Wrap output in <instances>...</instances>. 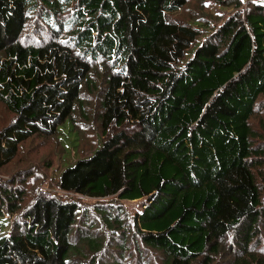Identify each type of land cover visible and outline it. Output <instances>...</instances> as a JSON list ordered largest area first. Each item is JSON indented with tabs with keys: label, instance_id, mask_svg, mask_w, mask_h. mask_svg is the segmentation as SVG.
<instances>
[{
	"label": "trees",
	"instance_id": "16d2710c",
	"mask_svg": "<svg viewBox=\"0 0 264 264\" xmlns=\"http://www.w3.org/2000/svg\"><path fill=\"white\" fill-rule=\"evenodd\" d=\"M216 1L209 28L174 18L189 0H0V168L69 119L78 150L79 109L101 106L100 146L59 187L117 197L89 213L41 191L20 212L2 181L0 264H264V2Z\"/></svg>",
	"mask_w": 264,
	"mask_h": 264
},
{
	"label": "rangeland",
	"instance_id": "374dc122",
	"mask_svg": "<svg viewBox=\"0 0 264 264\" xmlns=\"http://www.w3.org/2000/svg\"><path fill=\"white\" fill-rule=\"evenodd\" d=\"M189 5L174 14V18L180 21H186L190 18L197 19L194 23L201 26L213 27L220 20L230 13V8H223L217 4L216 0H189ZM198 46V45H197ZM96 93V92H95ZM87 92L84 96H88L91 102L96 95ZM101 113L102 107L98 106L95 110V116L87 119L85 109H79L80 129L84 138H82L81 146L77 150L79 141V132L74 129L70 119L61 125L59 133L56 137L44 138L33 137L25 142L19 155L9 164L0 168V183L2 181L14 183L20 181L23 185L24 201L23 208L32 204L41 191L58 195L63 199H77L89 211L102 203L115 201L116 196L106 198L88 197L73 192L60 189L59 176L64 167L73 165L79 158L90 155L94 148L101 144ZM9 117V113L4 111L0 106V118ZM255 122L259 125V118H255ZM1 125V123H0ZM60 141V145L58 143ZM61 147H64L62 150ZM20 188V187H19ZM146 198L136 200H122L120 203L125 207L130 215L141 213L144 208ZM117 202V201H115ZM15 214L8 212L0 215V237L10 233V226L14 220ZM225 258L214 261L212 264H228L234 259V253L224 251Z\"/></svg>",
	"mask_w": 264,
	"mask_h": 264
},
{
	"label": "built area",
	"instance_id": "2783aa9c",
	"mask_svg": "<svg viewBox=\"0 0 264 264\" xmlns=\"http://www.w3.org/2000/svg\"><path fill=\"white\" fill-rule=\"evenodd\" d=\"M254 1L264 2V0H254Z\"/></svg>",
	"mask_w": 264,
	"mask_h": 264
}]
</instances>
